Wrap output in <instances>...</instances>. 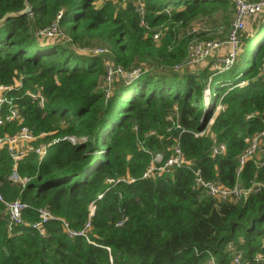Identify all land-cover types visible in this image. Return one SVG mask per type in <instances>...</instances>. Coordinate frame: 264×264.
I'll list each match as a JSON object with an SVG mask.
<instances>
[{"label": "trees", "instance_id": "16d2710c", "mask_svg": "<svg viewBox=\"0 0 264 264\" xmlns=\"http://www.w3.org/2000/svg\"><path fill=\"white\" fill-rule=\"evenodd\" d=\"M29 2L31 14L0 26V85L12 86L1 134L26 126L38 136L17 167L0 149V195L27 205L12 225L0 200V264H228L264 252V187L254 188L264 182V153L240 168L264 131V12L251 32L237 30L242 51L225 68L215 55L187 60L195 42L229 40L232 0ZM24 7L0 0V19ZM53 23L55 40L39 34ZM178 142L191 163L144 178L154 155L170 157ZM216 142L226 149L213 155ZM41 143L51 144L42 160ZM198 169L227 188L241 178L251 191L225 201L201 195ZM40 209L56 218L43 232L32 227ZM88 221L86 236L64 226L81 232Z\"/></svg>", "mask_w": 264, "mask_h": 264}, {"label": "built area", "instance_id": "2783aa9c", "mask_svg": "<svg viewBox=\"0 0 264 264\" xmlns=\"http://www.w3.org/2000/svg\"><path fill=\"white\" fill-rule=\"evenodd\" d=\"M232 1L235 3L237 10L234 21V29L230 34L231 38L232 37L234 38L236 36L237 30H239L244 26L245 19L248 16L256 15L260 13L262 10H264L263 9L264 0H261L259 2H247L245 0H232ZM57 27H58L57 23H53L51 26L42 29L39 32V34L44 37H53L55 35H58ZM221 45L222 42H218L214 40H210L207 42H195L194 45L190 47V54L187 60V64L195 65L204 62L209 57L214 56L217 50L221 47ZM95 52L101 53L104 52V49L101 48L96 49ZM232 62L233 60L231 61L229 57L221 61V63H224L225 68H229ZM179 66L181 65H178V67ZM214 68L217 69L219 68V66L214 65ZM15 84L19 85L20 81L17 79L15 81ZM10 90H12V86L0 85V149L7 148V150L10 152L11 156L13 157L15 166L17 167L18 162H20L23 159V157L27 154L29 150L33 149L32 142L38 140V136L29 127L26 126H23L16 135H9L6 133L1 134V127L3 124L1 117L2 106L5 103L8 104L11 103V100L6 95V93ZM31 96L34 99H38L39 104L43 105L44 97L42 96V94L33 93L31 94ZM17 118H19V112L16 108H14L11 110L7 119L12 121ZM50 145H51L50 143L47 144L41 143L35 149V153L39 156L40 160L44 159L49 154ZM225 149L226 146L224 144L216 142L212 148V154L213 155L219 154L221 152H224ZM262 153H264V131L257 133L251 138L249 147L242 154L240 158V164H241L240 168H242L243 165L249 159H252L256 156H260ZM190 163H191L190 161L185 159V156L178 142L176 145H174L173 154L170 157L166 158L163 153L155 154L151 164L147 168L143 177L144 178L154 177L155 175L157 176L158 174H162L163 172H169L175 166L182 167L185 164L189 165ZM195 175H196V181L194 188H196L197 190H201L200 193L201 195L202 194L212 195L215 198H217L219 201H225L229 198H239L242 195L247 196L251 191V190H245L243 186V180L241 178L238 180L236 186H234L233 188H227L214 181L204 179L199 169L195 172ZM11 179L14 182L23 184L24 186L29 181L28 178H22L16 172L11 176ZM130 181H134V178L130 179ZM260 187H264V182L257 183L254 188H260ZM0 200H3V202L8 208L12 225L22 224L23 223L22 213L23 210L27 208V205L19 200L13 202H6L1 195H0ZM90 209L92 215L93 212L95 211L94 203L91 204ZM39 212H40V220L36 223H33L32 227L43 232V225L51 220H55L56 218L47 209H40ZM64 226L67 229V231L71 234V236H75V235L86 236L87 230L91 228V222L88 221L86 223L85 229L82 230L81 232H75L70 230L69 225L66 222H64ZM10 228L12 227L10 226ZM262 247H264V243L262 244ZM262 261H264V252H258L252 258V260H248V259L243 260L242 255L237 254L232 258V260L228 264H255V262L256 264H260ZM207 263L218 264L214 257H211Z\"/></svg>", "mask_w": 264, "mask_h": 264}, {"label": "rangeland", "instance_id": "374dc122", "mask_svg": "<svg viewBox=\"0 0 264 264\" xmlns=\"http://www.w3.org/2000/svg\"><path fill=\"white\" fill-rule=\"evenodd\" d=\"M263 12L264 11L262 10L259 13L258 16L254 17V18H251V19L249 18L250 16H248L245 19L244 27H242L243 30L244 31H247V32H251L252 31L253 23L254 22H257V19L258 20L260 19V17L262 16L261 14ZM217 23H218V26H222V21H221V18L220 17L217 18ZM258 23H259V21H258ZM258 23H257V25H258ZM221 30H222V28H221ZM52 40H55V36L53 37ZM239 41H240V39H239V37H237V34H236V36L234 38L233 37L231 38V36H229V40H225L224 42H222L221 47L217 50V52L215 53V56L213 57V59L215 58V60H216L217 63H221L222 60H224L225 58L229 57L231 59V61H232L233 60V57L236 58L237 55L242 51V47L239 44ZM207 61L208 60H206V62ZM109 82H110V80L108 79V83ZM209 85H210V82H208L207 88H206V91H205L206 94H207V97H206L205 102L209 99L208 97H210V86ZM22 146H23V144H22Z\"/></svg>", "mask_w": 264, "mask_h": 264}, {"label": "water", "instance_id": "95a60500", "mask_svg": "<svg viewBox=\"0 0 264 264\" xmlns=\"http://www.w3.org/2000/svg\"><path fill=\"white\" fill-rule=\"evenodd\" d=\"M24 8L17 12H9L0 19V26L4 25L10 18H17L24 15H29L33 11V7L29 0H24Z\"/></svg>", "mask_w": 264, "mask_h": 264}]
</instances>
